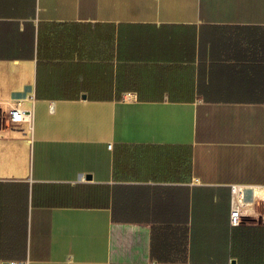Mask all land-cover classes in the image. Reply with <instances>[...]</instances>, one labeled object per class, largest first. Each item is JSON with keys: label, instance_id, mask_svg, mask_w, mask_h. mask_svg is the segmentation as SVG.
Returning a JSON list of instances; mask_svg holds the SVG:
<instances>
[{"label": "crops", "instance_id": "crops-1", "mask_svg": "<svg viewBox=\"0 0 264 264\" xmlns=\"http://www.w3.org/2000/svg\"><path fill=\"white\" fill-rule=\"evenodd\" d=\"M0 264H264V0H0Z\"/></svg>", "mask_w": 264, "mask_h": 264}, {"label": "built area", "instance_id": "built-area-1", "mask_svg": "<svg viewBox=\"0 0 264 264\" xmlns=\"http://www.w3.org/2000/svg\"><path fill=\"white\" fill-rule=\"evenodd\" d=\"M8 116H9L11 123L19 124L25 120L27 115L24 109L16 105V106H12L9 109ZM231 190H232V194L234 195V197H236V195H239L241 193L238 186H232ZM243 220L244 218H243L242 212L238 204H236V201L234 200L232 203L231 216H230L231 225L233 226L240 225L243 222Z\"/></svg>", "mask_w": 264, "mask_h": 264}]
</instances>
